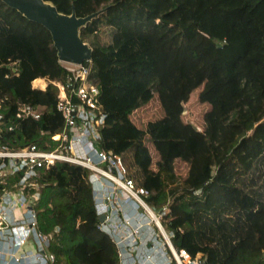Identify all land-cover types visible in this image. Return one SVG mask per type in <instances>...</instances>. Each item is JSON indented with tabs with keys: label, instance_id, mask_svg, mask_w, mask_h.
<instances>
[{
	"label": "trees",
	"instance_id": "obj_1",
	"mask_svg": "<svg viewBox=\"0 0 264 264\" xmlns=\"http://www.w3.org/2000/svg\"><path fill=\"white\" fill-rule=\"evenodd\" d=\"M46 1L79 17L98 12L80 36L93 49L90 79L107 112L101 144L123 156L154 210L166 208L162 222L176 249L201 255L202 264H264V0H162V10L125 17L113 7L128 0ZM67 75L51 32L0 0L5 120L21 103L46 108L41 119L6 133L8 144L56 146L51 137L64 126L58 89L33 83ZM193 102L197 116L185 122L183 104ZM151 106L158 116L143 119ZM225 123L237 137L214 165ZM147 141L162 153L156 171ZM176 157L188 159L184 178ZM89 174L66 162L42 173L35 209L52 264H121L115 241L99 226Z\"/></svg>",
	"mask_w": 264,
	"mask_h": 264
},
{
	"label": "built area",
	"instance_id": "obj_2",
	"mask_svg": "<svg viewBox=\"0 0 264 264\" xmlns=\"http://www.w3.org/2000/svg\"><path fill=\"white\" fill-rule=\"evenodd\" d=\"M18 63H12L15 74L19 73ZM61 63L68 70L66 79L48 80L58 89L57 108L64 118L63 128L51 137L56 143L54 148H43L35 143L19 148L8 144L5 141L6 133L19 129L23 120L41 119L46 108L21 103L15 118L5 120L0 101V237L9 239L16 225L30 224L39 254L52 264L54 258L47 252L50 238L38 228L35 205L41 198L40 178L43 171L59 162H66L90 170L89 181L94 188L98 215H106L99 226L115 241L121 264H136L137 261L147 264L149 259L151 264L156 250L162 264H172L173 259L169 261L167 254L162 251L160 239L151 222L154 218L150 215L149 208L152 207L145 201L149 192L136 186L134 179L128 175L122 155L102 147V129L107 112L99 99L100 87L90 79L92 60H86L82 64ZM49 83L45 81V86L33 85L35 88L46 89ZM19 206L26 207L27 213L17 221L14 220L13 213ZM156 223L163 234L161 221V225L157 221ZM28 235L25 234L20 239L22 244L26 242ZM167 236L171 243L166 242L176 264H179L178 256L186 264H197V259H193L186 250L179 252L176 249L172 241L173 234L168 232ZM163 237L166 240L164 234ZM143 241L149 242L151 251L146 255L141 252L136 260L133 253L139 250Z\"/></svg>",
	"mask_w": 264,
	"mask_h": 264
},
{
	"label": "water",
	"instance_id": "obj_3",
	"mask_svg": "<svg viewBox=\"0 0 264 264\" xmlns=\"http://www.w3.org/2000/svg\"><path fill=\"white\" fill-rule=\"evenodd\" d=\"M3 1L51 32L60 61L82 64L86 60L93 59V49L82 40L80 30L96 18L98 12L79 17L75 10L71 14L60 12L54 3L46 0ZM105 219V214L99 216L101 222Z\"/></svg>",
	"mask_w": 264,
	"mask_h": 264
},
{
	"label": "rangeland",
	"instance_id": "obj_4",
	"mask_svg": "<svg viewBox=\"0 0 264 264\" xmlns=\"http://www.w3.org/2000/svg\"><path fill=\"white\" fill-rule=\"evenodd\" d=\"M164 4L162 3V0H128L125 1L124 4L122 5H117L115 7H113L114 11L117 10V14L119 13L120 15H123L124 17L127 15H132L135 16L137 14H142L145 13L146 11L151 12V11H155V10H162L164 9ZM46 83L49 81L47 79H45ZM45 86V84H44ZM157 107V106H156ZM196 107H198V103L197 102H193L192 104L186 105L183 104V108L184 110L182 111V118L185 122H191L193 120H195V116H197V114L193 111L196 109ZM158 108V107H157ZM156 109L154 106H151L150 108H148L145 112H141V115L143 116V119L145 120H149V119H153L156 116H158V114H154ZM199 111V110H198ZM197 112V111H196ZM198 113V112H197ZM201 116V112L198 113ZM235 127L232 125H229V123H225L224 124V134L221 137V143H218V145H216V149H215V156H214V160L213 163L214 165H216L215 163H219L223 157H224V152L227 148L228 143L234 139L235 137H237V132L234 129ZM147 146L150 149L151 155H152V164L150 165V169L153 171H156L158 169V165L157 163L162 159V153L159 149V147L153 143L152 141H147ZM189 170V162L188 159L183 158V157H176V161H175V171L176 173L184 178L186 177L187 173ZM152 207V206H151ZM153 209V208H152ZM165 207L163 208L164 212H165ZM153 211L156 213V215L160 218V221L163 225V217H164V212L161 211H156L153 209ZM148 216L149 214L146 213ZM152 225L155 228V232L156 234H158V238L160 239L161 242V248L162 251L165 253V255L167 254V256L169 257V261H171L172 259H174V256L169 255L168 250L169 249V245L167 244L166 240L163 237V234L160 231V228L158 227L156 221L154 219H152ZM163 227L165 228V226L163 225ZM166 229V228H165ZM167 232V231H166ZM171 236V235H170ZM149 242L146 243L145 241H143V244L140 246L139 250L137 249L136 252L133 253V257L136 258V260L140 257L141 252L148 254L149 251H151L149 249ZM157 250L155 251L154 256L152 257L153 263L151 264H162L161 261H159V253L156 254ZM153 253V251H152ZM130 254H132L131 250H130ZM201 255H199L196 259H197V264H201L202 263V259H201ZM175 260V259H174ZM151 260L149 259L148 262H150ZM136 264H142L139 261L136 262ZM149 264V263H148Z\"/></svg>",
	"mask_w": 264,
	"mask_h": 264
},
{
	"label": "crops",
	"instance_id": "obj_5",
	"mask_svg": "<svg viewBox=\"0 0 264 264\" xmlns=\"http://www.w3.org/2000/svg\"><path fill=\"white\" fill-rule=\"evenodd\" d=\"M38 79H43L45 81V78ZM44 84L40 83L38 85L43 86ZM26 213L27 208L19 206L15 208L13 218L19 221ZM25 234L29 235L26 238V242L22 244L20 239L24 237ZM39 252L38 244L31 233L30 224L21 223L16 225L12 237L9 239L0 237V264H50V260L41 256Z\"/></svg>",
	"mask_w": 264,
	"mask_h": 264
},
{
	"label": "bare ground",
	"instance_id": "obj_6",
	"mask_svg": "<svg viewBox=\"0 0 264 264\" xmlns=\"http://www.w3.org/2000/svg\"><path fill=\"white\" fill-rule=\"evenodd\" d=\"M148 208H149V207H148ZM149 212H150V215H151L154 219H156V221L161 225V223H160V219H159L158 216L155 214V212H154L152 209H150V208H149ZM162 232H163V234H164L165 237H166V241L169 242V243H171L170 239H169L168 236H167V233H168V232H166V230L164 229V227H162ZM178 258H179V264H183L184 260H183L182 258H180L179 256H178Z\"/></svg>",
	"mask_w": 264,
	"mask_h": 264
}]
</instances>
